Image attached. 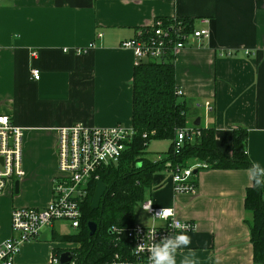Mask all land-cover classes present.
Listing matches in <instances>:
<instances>
[{"label":"crops","instance_id":"1","mask_svg":"<svg viewBox=\"0 0 264 264\" xmlns=\"http://www.w3.org/2000/svg\"><path fill=\"white\" fill-rule=\"evenodd\" d=\"M174 18L209 30L208 38H191L175 53V82L188 102V121L199 117L213 128L217 149L228 155L233 131L246 130L247 156L264 166V0H1L0 114L22 129L24 173L0 196V242L14 236V207L43 208L51 201L59 128L131 127L136 61L120 43L137 28ZM90 43L87 52L75 54ZM32 67L40 70L38 80L30 77ZM206 101L212 109L204 115ZM247 170L202 169L195 194H176L165 168L154 174L145 200L195 223L188 250L201 264H253L244 208L252 185ZM151 224L162 221L150 217L145 225ZM53 230L47 239L40 234L23 243L14 264H45L63 247L52 241ZM188 250H178V259Z\"/></svg>","mask_w":264,"mask_h":264},{"label":"built area","instance_id":"2","mask_svg":"<svg viewBox=\"0 0 264 264\" xmlns=\"http://www.w3.org/2000/svg\"><path fill=\"white\" fill-rule=\"evenodd\" d=\"M1 2V0H0ZM200 22H204L201 20ZM98 37L101 34L97 35ZM209 37V30L195 27L192 23L174 18L164 24L157 19L152 25L137 28L134 36L123 40L120 48L130 50L136 63L147 59L161 60L168 54L175 55L176 51L187 47L189 39L202 40ZM93 43L82 49H75V54L87 52ZM66 48L63 52H67ZM248 54V52H246ZM35 55V52H33ZM30 77L40 78V70L32 67ZM177 95H181L177 90ZM200 107L204 115L212 109L206 101ZM132 127L120 124L109 127L86 126L81 123L61 127L57 131L56 157L58 176L53 182V196L47 206L14 207L10 214V227L14 236L0 242V264H14L20 246L23 243L35 241L40 230L46 226H53L55 222L66 221L77 229L81 219V201L87 195L88 184L92 179L98 180V169L111 163H117L122 153L127 149L135 135ZM202 129L198 125L187 124L175 129L172 142L173 150L178 153L185 142L193 141L201 136ZM22 129L13 124L11 117L0 114V196L5 187L12 184L16 178L23 175L22 168ZM146 138V134L142 135ZM156 159L154 162L158 161ZM168 170L172 190L176 194H195L197 187V173L205 169L204 162H197L185 168L172 167L170 161L165 162ZM197 170L195 174L193 171ZM150 205V206H149ZM140 208L153 219L162 221L161 225H142L134 223L125 230V244L120 245L108 264H151L150 249L155 242L175 231L174 223L179 220L187 225L185 231H194L196 226L191 221L180 220L171 207H155L150 200H143ZM149 206V208H148ZM148 208V209H147ZM173 209L174 215L167 218L157 217L160 211ZM156 227L153 240V227ZM45 264H59V256L52 254ZM69 264H74L71 261Z\"/></svg>","mask_w":264,"mask_h":264},{"label":"trees","instance_id":"3","mask_svg":"<svg viewBox=\"0 0 264 264\" xmlns=\"http://www.w3.org/2000/svg\"><path fill=\"white\" fill-rule=\"evenodd\" d=\"M168 22L163 20L164 24ZM174 59L175 55L170 53L161 60L136 63L132 75L131 115V127L136 133L117 163L98 169V179L106 185L98 208L90 207L97 181L92 179L81 201L82 215L75 232L60 234L53 230V242L73 245L74 264H108L121 243H126L125 230L135 223V208L145 200L154 174L166 168V161L180 169L197 162H204L205 169H248L252 165L245 151L247 133L244 129L233 131L229 155L217 149L214 129L201 124L198 125L202 129L201 136L185 142L178 153L174 152L175 129L192 124L187 118V100L177 95ZM144 134L146 138L142 137ZM153 140L170 141L164 158L156 163L150 157L154 153L147 150ZM244 208L250 214L246 223L253 264H264V197L263 190L255 187L253 181L246 189ZM89 221L97 226L93 235H89ZM66 249L55 248L53 252L59 256Z\"/></svg>","mask_w":264,"mask_h":264},{"label":"clouds","instance_id":"4","mask_svg":"<svg viewBox=\"0 0 264 264\" xmlns=\"http://www.w3.org/2000/svg\"><path fill=\"white\" fill-rule=\"evenodd\" d=\"M247 171L255 187L264 190V166L259 162L253 163ZM173 215V209L169 208L163 212L161 210L157 217H162L167 220L168 217ZM156 227H153V240ZM186 227L187 225L181 223L179 220L175 221V231L170 235L162 237L158 242L153 244L150 249L151 264H201L200 259L195 253L188 250L192 241L191 236L185 231ZM178 250L188 251L178 259Z\"/></svg>","mask_w":264,"mask_h":264},{"label":"rangeland","instance_id":"5","mask_svg":"<svg viewBox=\"0 0 264 264\" xmlns=\"http://www.w3.org/2000/svg\"><path fill=\"white\" fill-rule=\"evenodd\" d=\"M169 144H170V141H168V140H153L149 143L147 150L151 153H154L150 156L153 163H156L157 161L156 162H154V161L158 158H159V160L164 158L163 154L167 152L168 147L170 146ZM159 149H161V151H156ZM140 209H141L140 206L135 208L134 222L145 225V223H149L151 216L148 215L146 211L140 210ZM52 227L54 228V230H56L60 234H72L76 230V229L72 228L70 223H68L66 221L55 222L53 226H46V227L42 228L40 230L39 236L41 234L42 239H47L48 236L50 235V231H51ZM63 247L67 248L66 250H71V247H73V245L70 246V244H63Z\"/></svg>","mask_w":264,"mask_h":264},{"label":"water","instance_id":"6","mask_svg":"<svg viewBox=\"0 0 264 264\" xmlns=\"http://www.w3.org/2000/svg\"><path fill=\"white\" fill-rule=\"evenodd\" d=\"M199 124H200V118L198 117L194 121V125H199ZM193 172L196 174L197 170L194 169ZM15 190L17 191V182H15ZM105 190H106V185L100 179H98L96 181L94 193L90 203L91 209L94 210L98 208ZM87 226L89 229V235H93L96 231V227H97L96 223L93 221H89ZM72 258H73V252L71 250L62 251L59 254V264H69L72 261Z\"/></svg>","mask_w":264,"mask_h":264}]
</instances>
